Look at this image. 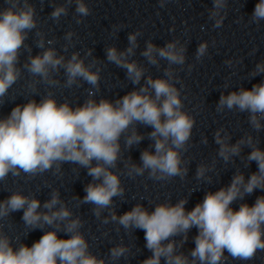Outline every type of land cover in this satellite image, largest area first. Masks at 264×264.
Masks as SVG:
<instances>
[{"label": "clouds", "instance_id": "obj_1", "mask_svg": "<svg viewBox=\"0 0 264 264\" xmlns=\"http://www.w3.org/2000/svg\"><path fill=\"white\" fill-rule=\"evenodd\" d=\"M40 2L43 4L44 0ZM165 3L167 0H159L160 7ZM49 4L53 11L48 18L57 24L68 16L73 4L77 24L92 11L85 0H64L60 4L49 0ZM228 8L229 0H212L208 19L213 21L214 29L223 26ZM241 20L243 16L236 22ZM261 21H264V0H257L248 23L259 25ZM123 28L124 25H113L112 35L118 37ZM174 30V27L170 29ZM30 34L34 35L35 47L40 49L36 55L26 43ZM74 36V31H67L63 36L65 43L58 51L56 38L47 39L41 29L34 3L3 0L0 7V106L8 102L9 90L24 78L25 72L30 77L25 82L30 98L0 117V184L7 182L10 176L23 175L30 181L51 173L62 178L64 165L73 166L71 171L78 179L81 169H85L91 181L84 186L82 198L72 195L74 207L91 205L93 216L103 225H118L117 232L120 228L126 234L142 230L145 247L151 255L141 264H162V261L163 264H225L229 257L251 261L258 251H264V195L257 196L251 205L244 202L256 190L264 192V149L260 147L259 137L251 132H245L235 143L223 126L213 133L218 146L216 157L225 165L235 163L236 158L244 168L255 162L257 170L247 177L237 167L228 185L206 191L202 201L191 210L186 209L190 193L175 203L171 199L155 203L151 211L138 202L123 214L117 213L116 200L126 201L122 174L135 179L147 173L148 179L164 183L176 177L183 181L188 176L190 160L185 154L192 146L196 120L185 109L183 85L177 73L186 64L189 42L176 37L160 46L151 39L146 40L140 56L158 70L161 61L167 64L163 75L154 77L144 64L133 59L140 47L141 30L128 33V46L123 50L114 44L106 46L105 60L96 57L93 48H87L83 56L80 51L67 55L70 48H75ZM208 49V41L200 42L195 60L201 62L208 55ZM256 51L254 48L249 55ZM22 56H25L23 62ZM105 61L125 70L126 80L134 86L114 100L102 95L97 99ZM242 62L243 58L224 61L230 68ZM194 67L187 64L188 72ZM262 75L264 60L255 64L247 73V79ZM41 84L48 89L42 96L38 88ZM83 84L89 88L85 90L87 96L82 103L73 104L67 98L58 101L53 91L61 87L80 88ZM177 84L181 86L178 88ZM222 87L226 91H221L215 111L247 113L252 132L264 130V80L253 84L251 89L243 86L235 89L231 88L229 77ZM37 95L39 101L34 98ZM138 126L152 130L141 133ZM144 139L151 143L141 151L140 162L136 163L125 153ZM201 143L208 144L207 136H202ZM245 149L250 151L244 154ZM216 157L211 163L197 165L195 179L198 182L206 185L215 182L209 173L220 175ZM46 186L50 189L49 198L43 202L37 196L41 189L30 194L11 191L0 200V264H117L121 259L134 258L139 252V249L134 252L132 245L121 240L109 248L106 256L93 253L82 231L86 222L69 207V201L61 197L59 188ZM238 201L241 203L234 209L232 205ZM17 212H22L23 237L9 234L12 216ZM193 228L197 229L192 237L195 246L186 253L183 249ZM35 230H42L43 235L29 246L23 238ZM60 233L67 238H62Z\"/></svg>", "mask_w": 264, "mask_h": 264}]
</instances>
